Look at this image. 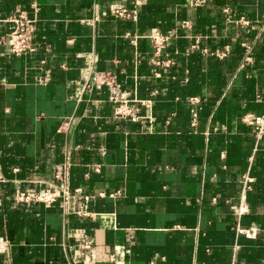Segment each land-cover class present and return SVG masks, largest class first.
Here are the masks:
<instances>
[{"label":"crops","instance_id":"obj_1","mask_svg":"<svg viewBox=\"0 0 264 264\" xmlns=\"http://www.w3.org/2000/svg\"><path fill=\"white\" fill-rule=\"evenodd\" d=\"M17 9L36 19L22 56ZM156 32L174 35L169 64L153 63ZM112 80L153 120L116 117ZM247 112L264 114V0H0V264H264V136ZM66 165L68 202L15 204L64 185ZM85 240L115 260L85 262Z\"/></svg>","mask_w":264,"mask_h":264},{"label":"built area","instance_id":"obj_2","mask_svg":"<svg viewBox=\"0 0 264 264\" xmlns=\"http://www.w3.org/2000/svg\"><path fill=\"white\" fill-rule=\"evenodd\" d=\"M195 4H203L206 0H193ZM113 16L121 19H136V12L127 8L124 5L117 6L112 10ZM9 22L12 23L10 38H11V47L10 51L12 54L16 56H22L28 53L35 52L37 50V45L34 42L35 30H36V19L30 18L27 12L23 9H17L9 18ZM238 24L241 25H250V21L245 17H241L236 20ZM191 26L190 21H183L181 23L182 28H189ZM173 34H164L161 32H156L150 35V39L155 48V54L158 56L156 60L153 61L155 65H163L165 63L169 64L170 61H160L158 58L162 56L164 49L167 47L169 41L172 39ZM246 50L248 51L249 46L247 47L244 44ZM195 47V46H194ZM205 53H210L207 49L204 50ZM229 53V47H226L224 50H217L216 52H212V54L216 55L219 58H225ZM253 61V57L249 52L245 53V58L242 66L248 65ZM108 82V81H107ZM111 88V99L117 103L115 116L129 119L134 122L144 121L148 119L152 121L153 118L151 116H142L138 112V100H131L128 93L122 92L120 84L117 80H112L108 82ZM201 99L199 97H191L189 102L192 105L191 108V117H192V125L196 126L198 124L199 119V103ZM142 104H145L144 101H141ZM243 121L255 128V137L259 140L264 136V114H256L254 112H247L243 116ZM209 132H206L208 135ZM98 169V168H97ZM68 165L58 171L57 178L61 179L64 185H53V188H48L44 192H39L36 188H29L25 190H19L14 196L15 204H29V203H43V204H52L58 200H63L68 202L71 197V192L69 187L67 186L68 182ZM244 186L246 189L251 188V184L253 183V178L249 176H245L244 178ZM105 193H101L103 196ZM120 194L119 192L112 193V196ZM235 212L238 215H242L248 211V207L246 202L243 201L239 206L235 209ZM97 245H94L90 241H83L78 244V249L81 252L82 258L85 262H90L93 255L96 254V251L99 250L101 254L104 256H108V259L113 261L115 260V256L113 254H108L103 251Z\"/></svg>","mask_w":264,"mask_h":264}]
</instances>
